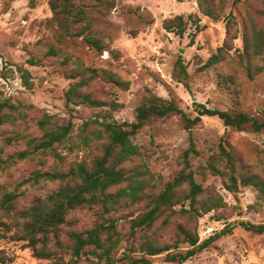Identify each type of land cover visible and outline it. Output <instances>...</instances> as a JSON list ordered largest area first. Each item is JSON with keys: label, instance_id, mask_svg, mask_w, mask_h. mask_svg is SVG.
Wrapping results in <instances>:
<instances>
[{"label": "rangeland", "instance_id": "1", "mask_svg": "<svg viewBox=\"0 0 264 264\" xmlns=\"http://www.w3.org/2000/svg\"><path fill=\"white\" fill-rule=\"evenodd\" d=\"M219 19L202 15L198 0H0V98L17 107L13 118L0 127V225L10 219L2 211L7 193L18 197L20 212L60 187L59 182L26 183L35 172L62 167L55 154H35L26 160L16 155L28 150L29 141L41 136L39 123L46 116L56 125H72L79 142L86 122H105L112 115L118 123H135L137 109L151 95L174 102L194 120L198 108L246 114L264 123V6L257 0H213ZM55 7V8H54ZM182 16L183 35L169 32L165 22ZM193 18H190V17ZM263 33L257 43L256 33ZM99 41L102 49L91 45ZM55 52V55L51 54ZM221 61L206 67L210 58ZM39 61L32 65L31 61ZM179 62L185 68L181 72ZM19 68L30 71L32 88L25 87ZM91 71L98 72L97 76ZM103 72L117 75L129 89L109 81ZM86 79L83 90L104 107L67 105L66 94ZM117 103L116 109L111 104ZM141 152L125 165L130 176L140 175L146 193L156 197L183 173L192 172L204 192L199 204L222 200L217 210L197 219L178 215L163 226V218L148 233L162 245L177 242L178 229L197 232L200 242L228 229L208 249L185 263H172L167 254L149 258L151 264H264V235L245 230L241 223H264V201L253 187L227 188L226 160L222 148L237 161L236 176L258 175L264 180V130L251 126L242 131L228 128L218 117H202L187 129L183 115L153 117L132 138ZM64 169L76 161H90L100 153L90 149L68 150ZM14 157V158H13ZM186 163L190 170L185 171ZM213 167L223 175L214 174ZM187 187L182 191L187 194ZM141 202L117 215L122 243L116 259L134 246L135 258L145 233L132 234L130 221L142 214ZM189 208V201L182 206ZM99 210L77 211L70 217L74 229L84 231L99 219ZM12 213V215H14ZM0 230H2L0 228ZM16 228L0 234V264H55L37 259L24 242L14 238ZM187 244L170 253H187ZM66 256V260H67ZM81 264H89L84 260Z\"/></svg>", "mask_w": 264, "mask_h": 264}, {"label": "trees", "instance_id": "2", "mask_svg": "<svg viewBox=\"0 0 264 264\" xmlns=\"http://www.w3.org/2000/svg\"><path fill=\"white\" fill-rule=\"evenodd\" d=\"M263 3L264 0H257ZM199 11L202 15L219 19L213 0H198ZM55 8V7H54ZM194 17V16H193ZM192 16L190 18H193ZM185 19L178 16L165 22V28L173 32L177 28L179 35L184 34ZM262 32L255 34L258 43L262 40ZM87 41L101 50L99 41L88 37ZM55 55L54 51H51ZM221 61L219 55L209 59L206 67H211ZM32 65H38L39 61L32 60ZM181 72L185 68L179 62ZM25 87L32 88V75L30 71L19 68ZM94 76L98 72L91 71ZM104 76L112 83L129 89V83L122 81L117 75L103 72ZM89 84L83 79L71 86L66 94L67 105L104 107L106 103L93 99L84 93ZM119 105L111 104L113 109ZM17 107L9 101L0 98V127L9 122L17 111ZM176 113L184 116L187 129L202 120V117H218L228 128L242 131L251 126L255 131L264 130V123L246 114H231L226 111L209 109L204 105L198 108V117L189 119L174 102H167L157 96H149L137 109V121L135 123H118L110 114L105 122L91 121L82 126L79 142L73 141V126L56 125L52 117L46 116L39 123L41 136L29 141L28 150L16 155L18 160H26L35 154L47 155L54 153L55 158L62 167L53 171L35 172L26 183H38L40 181L59 182L58 190L47 195L33 206L23 211L15 210V202L18 195L15 192L5 195L2 211L9 217V223L2 222L0 234H7L16 228L14 238L24 242L31 249L37 259L53 260L55 264H81L86 260L89 264H151L149 258L167 254V260L172 263H185L198 253L208 249L220 237L227 234L228 229L200 242L197 232H193L185 226L178 229L177 242L174 245H162L154 236H149L156 224L163 218V226H168L170 220L178 215H184L191 219L208 214L222 207L223 201L205 202L199 204V198L204 190L199 185L192 172L183 173L173 182L166 185L165 189L156 197L147 195L146 184L139 180L140 175L130 176L125 165L141 155L139 147L134 144L132 138L143 128L144 124L153 117H168ZM100 146V153L94 155L90 161H76L66 170L64 165L66 156L58 153L63 147L69 153L75 150L90 149L93 144ZM223 158L226 160L227 188L237 192L240 186L253 187L259 198L264 201V180L258 175L242 174L236 176L238 170L237 161L232 153L222 148ZM14 158V157H13ZM6 160H0V169L5 168ZM190 170L186 163L185 171ZM214 174L223 172L213 167ZM187 187V194L183 195V189ZM183 200L189 201V208L184 205L181 209L176 207L183 204ZM141 202H147L145 211L130 221L132 234L145 233L139 252L143 254L135 258L132 254L137 252L132 246L129 253H125L122 259H116L117 251L122 243V236L118 231L119 219L117 215L125 214L128 210ZM99 210V219L93 227L84 231L73 228L75 223L70 220L77 211ZM12 215V213H14ZM245 230L257 235H264V223L254 225L241 223ZM187 244L191 247L187 253H170L171 250ZM66 256L68 257L66 260ZM5 264V262H3Z\"/></svg>", "mask_w": 264, "mask_h": 264}]
</instances>
